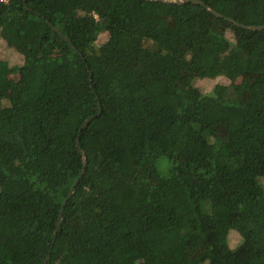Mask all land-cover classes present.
I'll list each match as a JSON object with an SVG mask.
<instances>
[{"label": "trees", "instance_id": "obj_1", "mask_svg": "<svg viewBox=\"0 0 264 264\" xmlns=\"http://www.w3.org/2000/svg\"><path fill=\"white\" fill-rule=\"evenodd\" d=\"M203 1L264 24V0ZM0 39L22 59L0 55V264H264V29L194 2L0 0Z\"/></svg>", "mask_w": 264, "mask_h": 264}, {"label": "water", "instance_id": "obj_2", "mask_svg": "<svg viewBox=\"0 0 264 264\" xmlns=\"http://www.w3.org/2000/svg\"><path fill=\"white\" fill-rule=\"evenodd\" d=\"M155 1L175 2V3L179 4V5H183V4L188 3V2H194V3L201 4L202 6L206 7L215 16L220 17V18H225V19L233 22L234 24H236L238 26H241V27H243L245 29H251V30H261V29H264V24H260V25H248V24L240 23V22L236 21L235 19H233V18H231L229 16H226L223 13L217 11L215 8H213L210 5L206 4L203 0H155ZM55 29L58 30L57 28H55ZM60 34L62 36H64V34L62 32H60ZM64 37L69 41V39L66 36H64ZM101 111H102V108L100 107V111L98 112V114L89 117L83 123V125L81 126V130H83L85 127H87L97 116H99L101 114ZM77 146L79 148L80 153H83L82 152V149H81V146H80V139H79V137L77 138ZM83 162H84V166H85L86 165V158H85V156H83ZM84 173H85V169H83L80 177L76 180L75 184L71 188V190L69 192V197L72 196V194L74 193V190H75L76 186L79 184V180L84 175ZM67 200L63 204V209L65 208V205H66ZM62 218H63V213L60 214L59 219L57 221V226H56V230H55V234L56 235H57V233H58V231L60 229V225H61ZM49 258H50V254L46 257V259L44 261V264H47Z\"/></svg>", "mask_w": 264, "mask_h": 264}, {"label": "rangeland", "instance_id": "obj_3", "mask_svg": "<svg viewBox=\"0 0 264 264\" xmlns=\"http://www.w3.org/2000/svg\"><path fill=\"white\" fill-rule=\"evenodd\" d=\"M105 38V36L101 37V41ZM0 55H10L12 57L11 60H13L15 63L21 62L22 59L21 57L17 56L15 53H13L9 48L6 47L5 43L3 40L0 39ZM251 74H246V76L249 78ZM242 77H236V81H241ZM218 82H223L227 83L229 82V79L227 78H218V79H213V78H204L201 80H197V84L201 87L203 91H209L212 89V87L218 83ZM223 126H220L218 130L223 131ZM230 241L232 245H236L240 241V237L237 232H232L230 235Z\"/></svg>", "mask_w": 264, "mask_h": 264}]
</instances>
